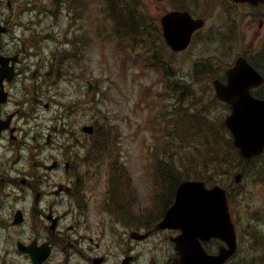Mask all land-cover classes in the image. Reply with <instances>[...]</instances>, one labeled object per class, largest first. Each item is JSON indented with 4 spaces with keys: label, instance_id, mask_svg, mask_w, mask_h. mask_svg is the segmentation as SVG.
I'll list each match as a JSON object with an SVG mask.
<instances>
[{
    "label": "rangeland",
    "instance_id": "1",
    "mask_svg": "<svg viewBox=\"0 0 264 264\" xmlns=\"http://www.w3.org/2000/svg\"><path fill=\"white\" fill-rule=\"evenodd\" d=\"M87 1L89 10L82 14L76 9L69 8L72 5L70 1L66 2L64 9L61 8L58 13L52 8L49 0H21L14 4V15L8 21L14 27L15 37L30 34L25 38L26 47L32 44L34 38L45 57H51L55 48L61 53L67 48H58L56 40L66 36L69 31L67 27H69L73 30L70 35L75 32L81 42V52L72 54V78L66 75V72H61L62 77L57 76L62 60L56 59L50 81L45 82L39 79L34 82L30 74H25L13 82L8 89L11 105L17 104L22 111L20 126L29 134V137L37 133L42 135L40 143L45 147L41 150L46 157L57 153L58 146L66 153L67 148H71L75 143L76 149L72 152L76 153L81 148V142H75L74 137L82 138L84 143L87 138L81 135V127L95 120L99 134L94 139L95 143L84 155L88 158L87 162L81 166L83 177L89 181L92 190L94 188L97 190L99 198L104 195V190L107 196L112 195L116 183L124 190L127 181L122 173L117 174L115 179L111 178L109 185L105 182L106 167H111L121 157L129 176L133 179L130 183L136 192V199L133 200L134 212L136 210L137 214L135 227L139 228L138 225H141L145 228L147 226L145 216L149 215L153 222L155 220L153 214L161 209L162 202L161 198L151 203L148 199L152 185L149 152L154 149L155 159L159 161V155L162 153H158L153 138L155 135L161 136L164 131L165 133L172 131L174 119L181 111V101L175 98L166 102L168 96L158 94V97L148 101L151 106L148 110L146 101L139 100V96L148 97L149 94L145 92L147 90L157 89V92L162 90L161 84L164 80L162 74L156 72V67L160 63L150 62L146 69H142L137 65L139 57L133 59L125 56L123 54L125 45L112 37L110 24L104 21L100 12L101 3ZM191 1L186 0L183 4L189 3V9L194 14L209 16L206 27L185 54L173 56L162 47L160 54L162 62L167 64L166 74L171 79L180 77L187 81L179 85V88L183 90H186L185 87L190 84L189 80L193 75L190 63L197 58L213 61L215 57L221 62L230 63L235 55L249 56L255 52L259 53L258 50L262 44H259L261 32L259 31L256 37L253 35L254 31L258 30V25L239 19V12L244 14L241 7H235L225 15L218 9L222 5L221 2L196 0L197 4H195ZM140 3L149 19V25L155 27L159 25V17L169 10L163 0H140ZM99 32L102 33L100 44ZM46 33H51L56 40L51 35L47 38ZM67 39H70V36H67ZM227 51L229 57L218 54ZM64 67L66 70V66ZM260 69L263 67L260 66ZM86 79L92 84V91L87 98L83 99L81 97L86 96L84 84ZM37 99H39V107L36 109L34 104ZM190 102V100L187 101L185 107H190ZM32 109L40 120L39 131H33L27 124L26 111ZM213 117L222 119L221 113ZM48 132H51L52 141L56 142L53 144L54 147L47 146L44 142ZM29 137L25 138L23 134L21 135L23 143L26 142L22 147L27 150L23 153L24 159L35 145V142L28 140ZM99 140L102 145L96 144ZM118 140L120 147L115 149L111 143L117 146ZM172 149L173 152H177L178 148L174 146ZM195 149L199 151L197 146ZM185 151L186 149L183 148L181 155H185ZM8 154L10 156V153ZM43 158L45 157H39L40 160ZM236 201L242 229L244 223L248 231L264 232V172H248L247 177L241 182ZM252 234L258 236L260 241L262 240L255 247V251L264 252V236ZM154 244L156 241L153 240L149 243V245ZM243 246L245 247V244ZM244 247L239 249L240 255L236 259L237 262L247 260L244 259Z\"/></svg>",
    "mask_w": 264,
    "mask_h": 264
},
{
    "label": "flooded vegetation",
    "instance_id": "2",
    "mask_svg": "<svg viewBox=\"0 0 264 264\" xmlns=\"http://www.w3.org/2000/svg\"><path fill=\"white\" fill-rule=\"evenodd\" d=\"M20 1L0 0V95L5 92L7 98L6 102L0 104V264H35L33 260L39 258L36 251L39 253L41 249H47L46 258L41 264H172L176 256L173 243L149 245L151 240L158 238L159 233H147L138 240L136 231L148 230L135 229V217L105 214L97 204H88L85 198L74 197L77 192H74L75 182H69L74 195L68 197L64 212L58 209V195L53 193V187L64 185L65 179L56 171L64 168L66 182L74 178L77 168L81 167L75 164L76 154L67 157L59 153L58 159L51 155L49 161L45 154H37V158L32 156V163L24 170L21 135L29 137V134L20 126L22 111L17 104L11 105L8 91L22 71L25 42L20 44V41L25 36L15 37L14 27L8 21L14 15V4ZM235 7L244 10V14L239 12L240 20L258 25V30L253 33L254 37L258 36L259 31L260 36H263L264 4L250 6L229 1L224 7V14L227 15ZM260 59L264 67V53ZM231 65L232 63L217 70V78L221 82H225V72ZM10 67L13 76L8 81L7 71ZM211 83L212 81L207 80L209 89L212 88ZM35 103L37 109L39 99ZM32 121L38 124V116L32 118ZM30 128L38 131V127ZM40 137L42 135L38 133L30 136L31 141L35 142L32 151H38ZM74 141L81 142V148L78 149L81 153L84 147L82 138L75 136ZM8 152L11 153L10 158L7 156ZM40 156L45 158L40 160ZM53 162L56 164L55 169L47 170L48 164ZM245 166L246 172H264V151ZM7 198L16 204L8 203ZM18 211L21 212V220L15 223ZM173 232L164 230V237L168 236L171 240ZM256 232L264 236L263 231ZM243 233L244 259L251 264H264V252L255 251V247L261 242L260 238L245 229ZM146 242L149 243L145 244ZM23 244H31L29 252L21 250ZM218 246L217 242L212 241L206 244L208 250L212 247L216 250ZM229 264L233 263L230 261Z\"/></svg>",
    "mask_w": 264,
    "mask_h": 264
},
{
    "label": "water",
    "instance_id": "3",
    "mask_svg": "<svg viewBox=\"0 0 264 264\" xmlns=\"http://www.w3.org/2000/svg\"><path fill=\"white\" fill-rule=\"evenodd\" d=\"M234 1L256 4L264 0ZM162 24L166 43L173 50L180 51L187 46L192 32L201 26L202 21L192 20L186 13L173 12L162 19ZM227 77L226 86H218L216 93L233 109L232 115L226 120V125L235 136V143L242 149L245 156L249 152L246 151V144L252 142L249 157L255 152L258 141L264 140V101L253 99L250 95V88L258 84L262 78L242 58L228 70ZM84 130L92 131L91 127ZM247 135L250 139L245 137ZM221 195V191L217 188L209 192L203 191L202 185L195 182H184L179 186L173 207L157 227H177L182 230V234L175 239L178 253L182 258L181 264H221L233 251L234 236L230 231V225L228 224L224 230L222 224L220 227L217 218L207 220L210 216L204 211L206 207L209 209L211 207L209 200L216 201L213 204V211H217V198ZM207 222L210 227H207ZM211 236L227 239L230 248L224 250L218 257H207L199 244V239H207Z\"/></svg>",
    "mask_w": 264,
    "mask_h": 264
},
{
    "label": "trees",
    "instance_id": "4",
    "mask_svg": "<svg viewBox=\"0 0 264 264\" xmlns=\"http://www.w3.org/2000/svg\"><path fill=\"white\" fill-rule=\"evenodd\" d=\"M65 2H71V7L78 9L80 13L86 12L89 10V2L87 0H63ZM95 3L100 2L102 8L100 10L104 21L111 24V35L121 44L125 45L123 54L127 57H139L140 59L150 62L151 57L148 56L149 52L153 51V40L158 39L159 31L151 30L145 27L146 15L143 12L140 0H93ZM217 3L222 2V0H215ZM127 9V10H126ZM101 16V17H102ZM140 16V17H139ZM142 19V20H141ZM119 22V23H118ZM139 24V25H138ZM116 31V32H115ZM166 81V80H164ZM179 89L176 86L164 84L163 89L158 93L167 95L168 97L177 96L180 101H183L187 96L185 93H180ZM182 98V99H181ZM190 100H193L191 97ZM189 100H186V102ZM187 109L182 110L178 113L175 120L173 133L168 136L167 139L163 141L168 154H165L162 160H159V176L161 181H168L172 183H177L183 178L195 177L203 179L209 183H215L216 180L213 176L207 174L204 171H199L203 166L205 171L209 172L215 169H222L225 167L224 160L223 162L219 161V157L224 153L223 143L221 140L216 138L215 133L218 129H210V124H205L206 127H203V121L201 117L192 118V114L187 119L185 113ZM205 119L206 116H204ZM197 122L200 127V132L197 137L192 141L191 138L182 134L184 131H187L189 125ZM182 134V135H181ZM178 142L179 144L188 147L200 144L201 148L207 152L208 161L204 165L200 160L196 162L194 159L196 157L188 158L189 162L185 160L177 161L175 154L169 150V146ZM184 147V148H185ZM173 150V149H172ZM187 158V157H186ZM115 162L114 164H116ZM195 172V173H194ZM183 173L188 175H184ZM220 176L221 174H217ZM129 181V179H128ZM120 189H113V195L119 197ZM128 195L132 194V190H128ZM122 210V203L118 202L117 204Z\"/></svg>",
    "mask_w": 264,
    "mask_h": 264
},
{
    "label": "bare ground",
    "instance_id": "5",
    "mask_svg": "<svg viewBox=\"0 0 264 264\" xmlns=\"http://www.w3.org/2000/svg\"><path fill=\"white\" fill-rule=\"evenodd\" d=\"M7 1V0H6ZM34 1V0H33ZM117 1V0H116ZM2 3V2H1ZM24 4H26V3H24ZM3 8V7H2ZM43 8V7H42ZM9 9V8H8ZM34 9V8H33ZM127 10V9H126ZM46 12V11H45ZM19 13V12H18ZM18 15V14H17ZM18 17V16H17ZM140 17V16H139ZM17 19V18H16ZM37 19V18H36ZM15 20V19H14ZM142 20V19H141ZM13 22V21H12ZM11 22V23H12ZM119 23V22H118ZM14 24V23H13ZM139 25V24H138ZM34 30V29H33ZM116 32V31H115ZM9 64V63H8ZM16 75V74H15ZM181 93V92H180ZM186 96V95H185ZM33 99V98H32ZM182 99V98H181ZM32 102V101H31ZM35 105V104H34ZM27 108V107H26ZM34 114V113H33ZM27 133V132H26ZM67 135V134H66ZM35 136V135H34ZM1 137V136H0ZM28 137V136H27ZM27 137H25V138H27ZM30 138V137H29ZM28 140H30V139H28ZM9 142V141H8ZM28 142V141H27ZM26 143V142H25ZM25 143H23V144H25ZM76 144V143H75ZM21 145V144H20ZM28 145V144H27ZM96 145V144H95ZM62 146V145H61ZM101 147V146H100ZM21 148V147H20ZM34 149V148H33ZM53 150V149H52ZM27 151V150H26ZM20 153V152H19ZM27 153V152H26ZM42 155V154H41ZM4 157V156H3ZM68 161V160H67ZM9 162V161H8ZM4 166V165H3ZM7 166V165H6ZM25 170V169H24ZM9 171V170H8ZM17 173V172H16ZM61 186H63L62 184H60L59 185V187H61ZM29 188V187H28ZM27 190V189H26ZM29 191V190H28ZM39 192V191H38ZM25 194V193H24ZM29 195V194H28ZM24 201V200H23ZM35 206V205H34ZM40 214V213H39ZM64 219V218H63ZM0 222H1V220H0ZM11 227V226H10ZM5 228V227H4ZM7 241V240H6ZM11 241V240H10ZM13 241V240H12ZM262 241V240H261ZM74 243V242H73ZM7 244V243H6ZM9 245V244H8ZM30 246H31V244H27V245H21V250L23 251V252H25V251H27L29 248H30ZM11 259V258H10ZM20 259V258H19ZM18 262V261H17Z\"/></svg>",
    "mask_w": 264,
    "mask_h": 264
}]
</instances>
